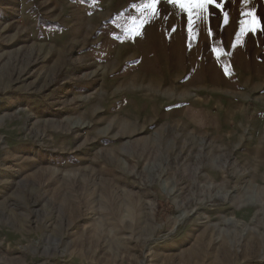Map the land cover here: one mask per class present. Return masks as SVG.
Segmentation results:
<instances>
[{"label": "rangeland", "instance_id": "rangeland-1", "mask_svg": "<svg viewBox=\"0 0 264 264\" xmlns=\"http://www.w3.org/2000/svg\"><path fill=\"white\" fill-rule=\"evenodd\" d=\"M147 2L0 0V264H264V0Z\"/></svg>", "mask_w": 264, "mask_h": 264}, {"label": "snow or ice", "instance_id": "snow-or-ice-1", "mask_svg": "<svg viewBox=\"0 0 264 264\" xmlns=\"http://www.w3.org/2000/svg\"><path fill=\"white\" fill-rule=\"evenodd\" d=\"M161 2L162 0H148L142 7L150 9L152 14L155 15L158 11L157 5ZM163 2L171 3L174 7L179 6L181 11L187 14V25L191 36L196 34V26L207 18L205 14L208 11V5L214 4L215 0H163ZM248 15L251 14L249 13ZM241 27L252 31L257 28L264 30V25H261L258 19L256 21H242ZM209 35H212L210 28ZM212 51L215 53L217 49L213 48Z\"/></svg>", "mask_w": 264, "mask_h": 264}]
</instances>
